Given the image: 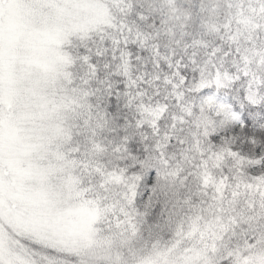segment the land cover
I'll list each match as a JSON object with an SVG mask.
<instances>
[{"label":"snow or ice","instance_id":"snow-or-ice-1","mask_svg":"<svg viewBox=\"0 0 264 264\" xmlns=\"http://www.w3.org/2000/svg\"><path fill=\"white\" fill-rule=\"evenodd\" d=\"M0 264H264V0H0Z\"/></svg>","mask_w":264,"mask_h":264}]
</instances>
